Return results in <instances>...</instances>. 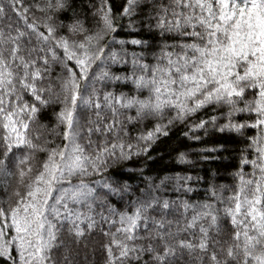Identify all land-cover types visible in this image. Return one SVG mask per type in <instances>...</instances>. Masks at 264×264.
<instances>
[{
  "label": "snow or ice",
  "instance_id": "obj_1",
  "mask_svg": "<svg viewBox=\"0 0 264 264\" xmlns=\"http://www.w3.org/2000/svg\"><path fill=\"white\" fill-rule=\"evenodd\" d=\"M137 15L148 32L118 40ZM115 64L128 72L113 75ZM118 81L128 93L107 90ZM206 107L220 115L182 135L211 132L223 142L201 152H238L231 184L191 201L190 174L127 169L144 187L108 174L152 160L170 126ZM0 186L7 264H78L89 245L103 264H264V0H0Z\"/></svg>",
  "mask_w": 264,
  "mask_h": 264
},
{
  "label": "trees",
  "instance_id": "obj_2",
  "mask_svg": "<svg viewBox=\"0 0 264 264\" xmlns=\"http://www.w3.org/2000/svg\"><path fill=\"white\" fill-rule=\"evenodd\" d=\"M26 4L34 2V0H24ZM80 0H77L79 3ZM114 3L119 4V0H114ZM143 3V0H142ZM86 10V9H85ZM118 11L119 9H114ZM71 11V10H69ZM143 11H147L143 9ZM34 14L39 17L38 12H34ZM15 19V17H13ZM61 19H66V17H61ZM136 21V26L133 29H129L127 27L128 18H124L120 23L124 25L118 30L116 34V38L123 39V40H131L134 38L135 33L143 32L147 33L148 29H141L140 21L142 19L141 16L137 15L133 18ZM3 23H7V21H3ZM159 33L157 32V42L159 41ZM135 38L139 39H147L149 42H153L152 39L146 35H135ZM129 52L137 51L140 52L143 49L139 46H134L131 44L126 45ZM129 66L124 64H115L111 66L110 71L113 75H124L128 72ZM123 81H118L115 83H109L108 89L110 91H115L117 94L120 92H129V88L131 87H122ZM58 110L54 107H49L46 110L45 115L41 118L42 122L48 123L49 128H51L52 124L55 123L54 112ZM226 111V109H224ZM128 114L134 115L135 112L132 110L130 113H125L124 115L127 116ZM171 115V113H168ZM212 115H220L219 112L214 111L211 107H206L205 109L201 110L198 114L192 117L189 120H186L184 123H176L169 128V135L167 137L161 136L158 142L153 145V148L149 153L148 156H151L153 159L148 160L147 157H141L137 163L129 164V163H122L119 166H113L109 170V175H112L114 178L119 177L121 182L128 181L129 184H140L141 187L145 185L141 183L138 177L141 175L138 172H128L127 169L130 168H141L143 167L145 170L142 173L143 177H153L156 181L160 179L161 176L164 175H173L175 173L180 174H190L193 177V180L190 181L191 186L194 188V192L187 193L184 198L190 199L191 201H197L204 199L205 189L208 187L209 183H215L217 185L220 184H231L232 177L231 173L235 170V167L238 166L239 162V153L238 152H201L200 150L206 147H210L215 143L223 142L220 140L218 136H213L211 132H209L208 136H205L203 132L194 133L195 135L201 136L200 141H192L182 135L183 132L188 130V125L192 122H198L201 118H209ZM167 116L165 117V120ZM247 119V114H237V122H243ZM221 123L224 121L221 120ZM154 123V122H152ZM152 123H147L146 127H152ZM141 125L136 124L133 128V134L136 131L140 130ZM255 134V129L251 131L245 132L246 136H252ZM235 135V134H233ZM51 138V137H49ZM60 143L59 139L56 141ZM228 147L231 148H242V144H237L232 140L227 141ZM184 151L189 154V159L192 161L191 164H179L176 161V155L178 152ZM202 156L209 157L207 160H202ZM233 156H236V159H232ZM245 171H250V166L245 168ZM201 177L199 182H197L196 177ZM165 195H172L174 196V192H165ZM6 194L3 191L2 186H0V200L5 199ZM116 198H113L115 201ZM97 249L99 245H96ZM92 245H89V249L87 250V254L85 251L82 250L78 257V264H103L104 256L100 251H97L95 254L91 251ZM147 258V257H145ZM0 264H7V262L0 258Z\"/></svg>",
  "mask_w": 264,
  "mask_h": 264
}]
</instances>
